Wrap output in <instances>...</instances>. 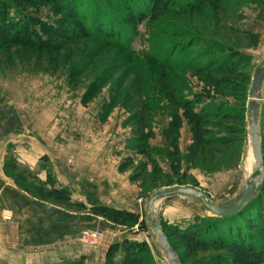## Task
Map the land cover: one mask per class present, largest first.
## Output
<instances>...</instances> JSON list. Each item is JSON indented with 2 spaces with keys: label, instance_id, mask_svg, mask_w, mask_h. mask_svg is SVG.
Wrapping results in <instances>:
<instances>
[{
  "label": "rangeland",
  "instance_id": "374dc122",
  "mask_svg": "<svg viewBox=\"0 0 264 264\" xmlns=\"http://www.w3.org/2000/svg\"><path fill=\"white\" fill-rule=\"evenodd\" d=\"M109 9L123 19V12ZM43 11L45 18L54 17L50 7ZM161 20L155 45L139 26L134 52L92 36L62 42L52 52L0 48V264H107L108 249L125 237L147 244L149 264H169L148 219L151 195L183 185L228 204L246 177L258 174L247 117L251 83L211 90L242 118L215 120L207 138L217 139L192 157L193 124L175 104L172 86L179 87L178 94L191 91L190 98L209 86L203 76L170 67L154 54L192 35L246 55L232 78L253 79L264 64V0H216ZM175 113L182 119L179 132L172 123ZM260 127L263 145L264 100ZM49 172L73 202L136 212L148 229L48 197L51 186L41 183ZM157 205L160 223L187 227L212 216L187 197ZM179 254L182 264H208V253Z\"/></svg>",
  "mask_w": 264,
  "mask_h": 264
},
{
  "label": "trees",
  "instance_id": "16d2710c",
  "mask_svg": "<svg viewBox=\"0 0 264 264\" xmlns=\"http://www.w3.org/2000/svg\"><path fill=\"white\" fill-rule=\"evenodd\" d=\"M211 1L216 0H104V3L97 0L96 4L91 3V0H0V48L19 45L52 52L62 42L92 36L133 51V40L139 34V26L146 27L150 35L149 42L155 45L160 41L157 36L164 27L161 20L164 15L173 11L191 14ZM109 5L123 12L122 20L115 18ZM47 7L51 8L54 17L46 15L45 18L43 9ZM172 29L174 34H179L178 30ZM158 52L154 55L161 61L165 58L168 66L197 73L206 79L209 86L195 93L192 98L189 97L191 91L188 95L182 92L178 94L179 87L172 86L175 104L193 124L192 157L196 156L203 147L217 139L207 138L212 133V126L217 124L215 120H241L240 113L222 105L211 90L239 89L240 84L245 86L248 82L252 85L250 77L241 75L243 78L240 83L232 78L234 75L239 76V68L247 56L231 47L215 48L213 42L192 35L184 41H174ZM181 121L178 113L172 115L176 132H179ZM153 136L150 133L146 142ZM219 140L224 141V138ZM148 145H145L146 149H149ZM15 167H19L16 162ZM23 172L26 173V170ZM41 184L51 186L47 196L57 201L79 210H89L112 222L124 221L138 225L141 231L148 229L146 222L140 220L136 212L101 204L87 207L84 203L73 202L67 189L56 187L51 172ZM161 225L176 251L179 253L184 250L186 257L195 253H208V264H264V183L254 200L233 216H210L198 219L187 227L164 222ZM149 256L146 243L127 238L110 246L107 264H149ZM181 261L184 263V257H181Z\"/></svg>",
  "mask_w": 264,
  "mask_h": 264
},
{
  "label": "water",
  "instance_id": "95a60500",
  "mask_svg": "<svg viewBox=\"0 0 264 264\" xmlns=\"http://www.w3.org/2000/svg\"><path fill=\"white\" fill-rule=\"evenodd\" d=\"M248 126L250 132V143L253 155L257 163L258 174L246 177L244 186L235 199L228 204L215 202L205 191L191 187L177 185L164 188L153 193L147 204L148 219L154 232L157 247L164 254L169 264H182L181 257L173 247L166 235L157 213V204L165 199L175 196L191 198L200 203L205 211L215 217H230L241 212L258 195L264 183V156L262 153L261 137V109L264 100V64L258 67L252 79L249 93Z\"/></svg>",
  "mask_w": 264,
  "mask_h": 264
},
{
  "label": "crops",
  "instance_id": "0c3cea01",
  "mask_svg": "<svg viewBox=\"0 0 264 264\" xmlns=\"http://www.w3.org/2000/svg\"><path fill=\"white\" fill-rule=\"evenodd\" d=\"M26 161L29 162V163L31 164L30 159H26ZM197 203H198V202H197ZM199 204H200V203H199ZM201 206H202V205H201ZM181 221H182V220H181ZM181 221H180V222H181ZM175 222H176V221H174V222H172V223H175ZM175 225H176V223H175ZM177 225H178V224H177ZM127 238H128V237H125V239H127Z\"/></svg>",
  "mask_w": 264,
  "mask_h": 264
},
{
  "label": "bare ground",
  "instance_id": "6f19581e",
  "mask_svg": "<svg viewBox=\"0 0 264 264\" xmlns=\"http://www.w3.org/2000/svg\"><path fill=\"white\" fill-rule=\"evenodd\" d=\"M254 159H255V157H254L253 152H252V154H251V160L254 161Z\"/></svg>",
  "mask_w": 264,
  "mask_h": 264
}]
</instances>
